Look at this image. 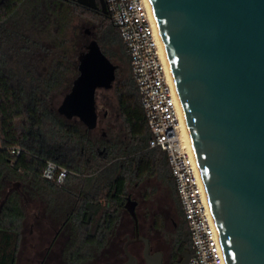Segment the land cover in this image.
Here are the masks:
<instances>
[{"label":"trees","instance_id":"1","mask_svg":"<svg viewBox=\"0 0 264 264\" xmlns=\"http://www.w3.org/2000/svg\"><path fill=\"white\" fill-rule=\"evenodd\" d=\"M82 13L100 18L101 22L97 40L84 45L86 51L80 54L99 53L107 61L115 58L118 62L113 65L108 61L114 68L111 89L123 126V135L113 140L95 141L92 132L96 117L78 119L67 100L70 93L57 109L52 107L59 83L48 75L57 71L39 80L27 72L22 80L10 63L12 56L35 58L39 49L47 51L45 41L55 35L61 38L59 43L65 44L71 16ZM51 14L54 17L50 21ZM56 26L57 33L53 34ZM111 48L115 49L113 57ZM151 137L129 55L108 14L74 0H6L0 5V199L20 183L19 189L10 192L0 212V264H17L26 216L23 198L44 199L57 190L55 183L42 176L48 160L73 172L65 184L78 190L82 198L74 220L85 244H95L98 239L104 243L117 220V211L124 208L128 187L156 176L170 189L180 218L176 244L181 253H192L166 153L149 148ZM16 146L23 153L12 161L9 149ZM101 148L105 149L102 157ZM83 180L89 184H83Z\"/></svg>","mask_w":264,"mask_h":264},{"label":"water","instance_id":"2","mask_svg":"<svg viewBox=\"0 0 264 264\" xmlns=\"http://www.w3.org/2000/svg\"><path fill=\"white\" fill-rule=\"evenodd\" d=\"M6 0H0L2 5ZM107 15L105 0H74ZM229 264H264V0H151ZM114 68L81 57L67 97L95 117ZM16 183L0 199V212ZM137 202L125 208L136 219ZM148 241L137 236L133 242ZM148 257V256H147ZM147 264H159L147 258ZM189 251L180 264H188Z\"/></svg>","mask_w":264,"mask_h":264},{"label":"built area","instance_id":"3","mask_svg":"<svg viewBox=\"0 0 264 264\" xmlns=\"http://www.w3.org/2000/svg\"><path fill=\"white\" fill-rule=\"evenodd\" d=\"M105 4L129 55L131 73L152 135L149 148L162 150L167 156L191 239L192 257L188 264H227L218 225L208 206L206 185L181 138L175 98L145 0H105ZM22 153L18 146L9 149L12 161ZM72 174L48 160L42 176L62 185Z\"/></svg>","mask_w":264,"mask_h":264},{"label":"flooded vegetation","instance_id":"4","mask_svg":"<svg viewBox=\"0 0 264 264\" xmlns=\"http://www.w3.org/2000/svg\"><path fill=\"white\" fill-rule=\"evenodd\" d=\"M95 117L98 125L99 117L96 106ZM56 186L57 190L53 194L56 197L51 198L49 202H44L43 198L38 196L34 199L36 209L29 214L25 210H29L30 204L26 196L23 198L26 216L22 224L18 259L21 244L26 241L27 237L23 232V226L26 221L33 218L34 222H31L28 228V235L34 241L30 244L32 256L27 264H147V256L159 264H180L182 262L183 253L176 244L178 224L170 216L165 204L156 208L152 205L150 208L144 207L143 203H147L149 199L147 192L141 193V200L137 201L129 193V186L124 208L117 211V220L112 229L108 231L104 243L98 239L95 244H85L82 233L74 220L75 211L82 201L80 193L76 188L77 191H74L70 184ZM70 198H74L73 202ZM128 198L137 202L136 219L125 208ZM122 210L129 215L130 222L123 221ZM142 219L145 221L144 224ZM137 236L148 241L147 255L145 254L147 248L145 242H133ZM18 259L17 264H19Z\"/></svg>","mask_w":264,"mask_h":264},{"label":"rangeland","instance_id":"5","mask_svg":"<svg viewBox=\"0 0 264 264\" xmlns=\"http://www.w3.org/2000/svg\"><path fill=\"white\" fill-rule=\"evenodd\" d=\"M52 16V14H51ZM54 16L51 17L50 21ZM69 27L65 30V44H61L60 37L53 36L47 38L45 41V49H39L35 58L19 55L12 56L11 66L20 75L22 80L25 79V74H28L37 80L44 79L46 74L57 71L58 73L49 74L48 77L55 78L59 86L53 93L51 105L54 109H57L65 96L72 91V85H74L76 78L79 75V69L81 65L82 54L80 52L86 51L83 49L84 45L97 40L99 33L100 18L93 17L82 13L81 15L71 16ZM57 26L53 29V34L57 33ZM97 34V35H96ZM60 44V45H57ZM111 56L115 53V49H110ZM113 65H118L115 58L108 59ZM28 70V71H26ZM60 70V71H59ZM123 75V70L121 71ZM95 106L98 108V125L92 132V137L95 141L101 142L102 140H113L117 135H123V126L120 119L116 97L114 89H100L97 91ZM106 115V116H105ZM100 157L105 154V149H100ZM85 179V178H84ZM83 184H89L86 180H83ZM129 187V193L133 198L140 201V195L144 192L148 193L147 203H143L144 207L153 208L166 205L168 207L170 216L179 225L180 218L177 216L175 202L172 198L170 189L156 176H149L142 179L141 182H134ZM139 184V185H136ZM58 196V195H57ZM56 197H44V202H49V199ZM67 198V197H66ZM178 198V196H177ZM30 204L29 210H25L26 213H31L36 209V198L27 197ZM69 199V198H68ZM73 202L74 198H70ZM179 201V199H178ZM49 211V210H48ZM121 218L125 223L130 222L129 215L125 210L121 211ZM31 222H34L33 218H30L25 222L23 226V232L27 236L26 241H23L19 253V264H27L32 256V250L30 244L33 243V238L28 235V228ZM142 219V223L144 224ZM149 223V222H148ZM147 223V224H148ZM172 228V224H170Z\"/></svg>","mask_w":264,"mask_h":264},{"label":"bare ground","instance_id":"6","mask_svg":"<svg viewBox=\"0 0 264 264\" xmlns=\"http://www.w3.org/2000/svg\"><path fill=\"white\" fill-rule=\"evenodd\" d=\"M145 3H146V7L148 9L149 17H150V19L152 21V24H153V27H154L155 35H156V38H157V41H158V45H159V51H160L161 59L163 61V64H164L165 70H166L168 83L171 86V89H172V92H173V95H174V98H175L177 111H178V118H179V122H180L181 138L184 141V143H185L186 147L188 148V150L192 153L194 161H195L197 169H198V172H199V175H200V178L202 179L203 183L205 184V181H204V178H203V175H202L200 164H199V161H198V158H197V154H196V151H195V148H194V144H193V141H192V138H191L189 127H188V124H187V121H186V117H185V114H184V111H183L181 100H180V97H179V94H178V90H177V87H176V84H175V80H174V77H173V73H172V70H171V67H170V63H169V60H168V57H167V53H166V50H165V47H164V43H163V40H162V36H161L160 30H159V26H158V23H157V20H156V16H155V13H154V9H153L151 0H145ZM206 193H207L208 206H209V208H210V210H211V212H212V214L214 216V219L216 220L214 212H213V208H212V205H211V202H210V198H209V195H208L207 188H206ZM227 264H229L228 260H227Z\"/></svg>","mask_w":264,"mask_h":264}]
</instances>
